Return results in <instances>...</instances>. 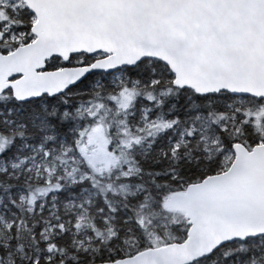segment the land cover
<instances>
[{
  "label": "snow or ice",
  "instance_id": "snow-or-ice-1",
  "mask_svg": "<svg viewBox=\"0 0 264 264\" xmlns=\"http://www.w3.org/2000/svg\"><path fill=\"white\" fill-rule=\"evenodd\" d=\"M0 264H264V0H0Z\"/></svg>",
  "mask_w": 264,
  "mask_h": 264
}]
</instances>
